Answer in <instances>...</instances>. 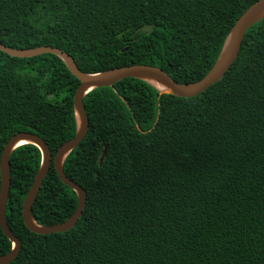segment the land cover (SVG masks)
<instances>
[{
    "label": "trees",
    "instance_id": "1",
    "mask_svg": "<svg viewBox=\"0 0 264 264\" xmlns=\"http://www.w3.org/2000/svg\"><path fill=\"white\" fill-rule=\"evenodd\" d=\"M258 1L0 0V42L58 48L86 74L146 65L193 84ZM80 85L53 54L0 51V165L19 133L41 137L54 157L74 139ZM84 104L88 134L64 163L87 193L83 216L68 232H31L23 208L43 154L33 144L16 149L6 213L22 246L11 264H264V19L226 75L196 97L129 78L93 90ZM78 203L52 165L33 218L56 226ZM13 248L0 225V256Z\"/></svg>",
    "mask_w": 264,
    "mask_h": 264
},
{
    "label": "water",
    "instance_id": "2",
    "mask_svg": "<svg viewBox=\"0 0 264 264\" xmlns=\"http://www.w3.org/2000/svg\"><path fill=\"white\" fill-rule=\"evenodd\" d=\"M263 13L264 0H259L236 23L226 43L227 46L230 40V45L226 54H224L226 50L225 46L221 58L219 59L214 69L204 79L193 84H180L176 82L162 68L146 65L127 66L94 75L86 74L79 69V66L77 65L75 59L72 56L58 48L41 47L32 50H18L9 48L0 42V51L12 58L29 59L45 54H53L59 57L66 64L71 73L81 82V85L79 86L74 98L75 112L79 125L78 134L74 139L62 145L55 157L53 156L45 140H43L38 135L29 132H22L14 136L9 141L3 151L0 165L2 180V186L0 190V225L5 235L14 244V248L11 253L4 256H0V264H11L16 261L20 254L22 246L21 241L15 236L14 232L10 229L8 225L6 213L7 200L12 184L11 155L16 149L21 147L17 146L21 141H29L28 144H33L37 146L43 154L42 167L39 173L37 174L35 181L24 203L23 220L25 222V225L31 232L40 235L64 233L74 229L80 218L83 216L84 210L86 209L87 193L82 187L75 184L72 180L67 177L64 171V163L67 157L83 143L89 131L90 123L84 104L85 97L95 89L113 87L116 83L129 78L141 79L150 83L149 81L145 80L144 77H151L157 79L161 83L166 85L169 88V91L165 92L161 91L155 85L150 83L163 94H173L180 98L196 97L202 94L203 92L207 91L216 83H218L230 70V68L236 62L240 54L242 43L245 39L247 32L252 26H254V24L264 19V17L259 18L260 15ZM106 156L107 150H105L101 158V166L103 165ZM52 165H54L55 171L57 172L62 182L78 194L79 203L75 214L70 219L56 226L43 227L37 224V222L33 218V206L42 189L44 181L49 175Z\"/></svg>",
    "mask_w": 264,
    "mask_h": 264
},
{
    "label": "bare ground",
    "instance_id": "3",
    "mask_svg": "<svg viewBox=\"0 0 264 264\" xmlns=\"http://www.w3.org/2000/svg\"><path fill=\"white\" fill-rule=\"evenodd\" d=\"M262 17H264V13L263 14H261L260 15V17L259 18H262ZM229 45H230V40H229V42H228V44H227V46H226V50H225V53L224 54H226V52H227V50H228V48H229ZM144 79L145 80H147V81H149L150 83H152L153 85H155L158 89H160L161 91H169V88L166 86V85H164L163 83H161L159 80H157V79H154V78H151V77H144ZM29 143V141H27V140H23V141H21L20 143H19V145H17V146H23V145H25V144H28Z\"/></svg>",
    "mask_w": 264,
    "mask_h": 264
}]
</instances>
